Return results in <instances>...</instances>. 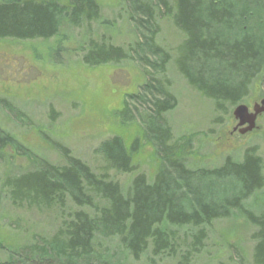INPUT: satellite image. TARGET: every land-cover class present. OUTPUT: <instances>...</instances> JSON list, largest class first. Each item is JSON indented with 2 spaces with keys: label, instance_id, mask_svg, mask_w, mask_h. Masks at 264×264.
Here are the masks:
<instances>
[{
  "label": "trees",
  "instance_id": "1",
  "mask_svg": "<svg viewBox=\"0 0 264 264\" xmlns=\"http://www.w3.org/2000/svg\"><path fill=\"white\" fill-rule=\"evenodd\" d=\"M153 1L184 36L175 60L180 75L217 113L244 104L258 82L264 87V0H172L171 6ZM148 6L139 14L152 37L135 52L114 46L108 33H93L92 26H105L96 0H0V41H49L66 23L86 28L77 48L86 66L138 59L164 72L169 54L154 45L155 16ZM143 88L152 110L139 120L142 135L131 143L119 135L104 141L96 151L104 163L101 172L55 143L63 164L38 157L31 169L0 182V195L13 207L52 213L57 222L50 237L9 250L0 264H104L93 255L103 240L118 241L135 261L194 264L213 225L235 215L254 228L253 264H264V209L258 214L248 206L264 189L258 148H248L241 160L227 156L220 166L190 168L191 148L173 138L165 118L177 107L176 98L161 82ZM128 113L126 100L119 111L124 124ZM143 143L154 148L160 162L152 178L135 162ZM9 145L25 154L0 128L1 160L7 161ZM120 175L133 177L122 185ZM230 182L236 186L225 191Z\"/></svg>",
  "mask_w": 264,
  "mask_h": 264
},
{
  "label": "rangeland",
  "instance_id": "2",
  "mask_svg": "<svg viewBox=\"0 0 264 264\" xmlns=\"http://www.w3.org/2000/svg\"><path fill=\"white\" fill-rule=\"evenodd\" d=\"M96 1L105 26H92L93 33L98 30L99 37L108 33L114 46L130 52L138 51L152 37L148 25L143 23L146 18L139 14L144 4L149 5L155 16L152 22L156 23L153 42L169 54L167 69L157 71L138 59L88 67L83 53L77 50L86 28L76 29L66 23L59 36L49 41H0V128L15 138L25 152L17 154L11 145L5 148L7 161L0 159V182L31 169V162L38 157L63 164L55 143L101 172L104 163L96 151L104 141L119 135L131 143L142 135L140 121L152 110L148 89L143 88L147 83L161 82L176 98L177 107L165 118L173 138L179 143L187 142L191 148L187 162L190 168L220 166L227 156L241 160L244 152L254 146L264 159V114L256 130L241 135L234 131L238 124L233 114L236 107L217 113L212 101L187 83L175 65L184 36L163 17L165 9L160 11L152 0ZM167 1L171 6L172 0ZM263 99L264 87L258 82L244 104L252 112ZM126 100L129 113L124 124L119 111ZM135 162L139 171L150 178L160 168L154 148L147 143L135 155ZM132 177L120 175L117 180L126 185ZM235 186L230 182L225 191H232ZM248 206L256 212L264 209V189ZM56 224L54 214L15 208L1 193L0 260H5L11 249L41 242L42 236L50 237ZM253 232L254 228L237 215L217 222L194 264H253ZM93 255L104 264H175L172 260L151 263L148 257L135 261L116 240L99 242Z\"/></svg>",
  "mask_w": 264,
  "mask_h": 264
},
{
  "label": "water",
  "instance_id": "3",
  "mask_svg": "<svg viewBox=\"0 0 264 264\" xmlns=\"http://www.w3.org/2000/svg\"><path fill=\"white\" fill-rule=\"evenodd\" d=\"M233 114L238 121L234 131H238L241 135L251 133L257 129L258 119L264 114V99L255 104L252 112L247 105L240 104L235 108Z\"/></svg>",
  "mask_w": 264,
  "mask_h": 264
},
{
  "label": "flooded vegetation",
  "instance_id": "4",
  "mask_svg": "<svg viewBox=\"0 0 264 264\" xmlns=\"http://www.w3.org/2000/svg\"><path fill=\"white\" fill-rule=\"evenodd\" d=\"M259 120V119H258Z\"/></svg>",
  "mask_w": 264,
  "mask_h": 264
}]
</instances>
